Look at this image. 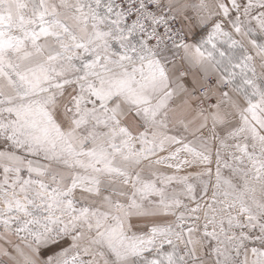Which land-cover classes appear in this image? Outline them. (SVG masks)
<instances>
[{
    "label": "snow or ice",
    "instance_id": "obj_1",
    "mask_svg": "<svg viewBox=\"0 0 264 264\" xmlns=\"http://www.w3.org/2000/svg\"><path fill=\"white\" fill-rule=\"evenodd\" d=\"M0 264H264V0H0Z\"/></svg>",
    "mask_w": 264,
    "mask_h": 264
}]
</instances>
